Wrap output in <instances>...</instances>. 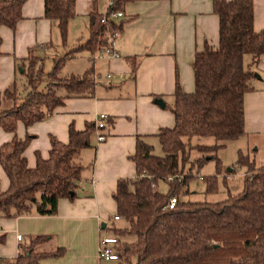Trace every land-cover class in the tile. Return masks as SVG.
<instances>
[{
  "label": "trees",
  "instance_id": "16d2710c",
  "mask_svg": "<svg viewBox=\"0 0 264 264\" xmlns=\"http://www.w3.org/2000/svg\"><path fill=\"white\" fill-rule=\"evenodd\" d=\"M135 1L111 0L104 14L94 3L85 41L69 49L63 58H54L48 72L42 58L29 61L28 56V65L20 64L27 76V92L19 95L15 87L0 91V127L14 134L0 147V164L10 180L6 191L0 189V219L28 215L34 207L40 216H55L60 200L76 199L84 170L80 153L92 145L97 125L88 122L83 130H78L70 124L68 142L51 135L49 158L44 159L37 152L36 167L30 168L24 152L32 135L19 137L18 124L29 126L44 120L66 97L93 95L94 68L83 75L67 77L69 80L60 86L66 95L48 82L60 75L67 59L78 52L96 54L109 47L126 22L112 20L110 15L124 13L126 5ZM24 3L25 0H0V27L16 30L23 20ZM213 11L220 20L219 45L213 47L206 41L204 48L196 52L192 62L193 91H185L177 80L171 106L175 124L161 128L157 134L163 153L156 154L154 144L146 136H139L131 157L137 175L119 180L113 193L116 216L128 225L117 229L119 236L134 238L124 244L119 241L117 252L122 264H132V257L137 258V264H264V167L256 166L248 154L239 152L238 165L246 168L239 193H230L227 200L219 203L183 200L192 194L189 184L200 177L198 170L209 161H216L217 174L202 180L207 193L217 192L222 170L218 151L246 133L244 99L246 93L254 90L253 65L264 55V30L254 28V0H213ZM75 17L76 0H45V18L59 28L63 45L68 42L69 24ZM2 42L0 35V55ZM43 47L54 46L50 43ZM36 50L30 49V54ZM248 54L252 62L246 65ZM128 60L134 77L139 63L135 57ZM4 100L13 101V105L2 108ZM194 137H213L215 143L193 144ZM194 150L202 157L193 159ZM161 183L168 186L167 191H161ZM172 198L178 202L170 209ZM50 240L49 236H38L21 245L16 258L0 259V264H41L63 257V247L41 250Z\"/></svg>",
  "mask_w": 264,
  "mask_h": 264
},
{
  "label": "crops",
  "instance_id": "0c3cea01",
  "mask_svg": "<svg viewBox=\"0 0 264 264\" xmlns=\"http://www.w3.org/2000/svg\"><path fill=\"white\" fill-rule=\"evenodd\" d=\"M94 3L104 14L111 0H76V17L70 21L68 40L78 28H85L89 33V13ZM254 3V28L261 31L264 30V0H254ZM22 14L23 20L16 30L0 27L1 92L12 85L17 68L23 63L20 60L29 56L30 49L50 43L63 51L74 47L69 43L63 45L59 28L45 18V0H25ZM120 20L126 21L123 30L110 43L118 56L78 52L67 59L60 72L69 77L83 75L94 68L93 95L66 97L44 120L29 126L19 122L18 136L32 135L24 154L28 166L35 168L37 152L42 158H49L51 135L68 142L70 124L83 130L88 122L96 124L101 113L107 115L105 128H98L93 133L92 145L80 153L79 162L84 170L76 199L60 200L55 216H40L34 207L28 215L0 219V259L13 260L21 245L29 244L38 236H49L51 240L41 250L49 246L64 247L66 253L41 264H101L98 252L106 235L105 222L117 212L113 193L119 180L137 175L131 157L138 137L146 136L152 142L158 138L161 128L174 126L171 106L175 102L177 80L185 91H193L192 62L196 52L204 48L206 41L213 47L219 45L220 20L213 11V0H137L126 5ZM130 57L137 58L139 63L134 77ZM251 62L252 57L245 58L246 65ZM67 66L70 69L66 70ZM253 69L254 90L245 95L246 133L241 138L251 143L254 151H260L264 138V55ZM61 94L66 95L65 90ZM157 97L164 101V107ZM100 133L107 136L104 141L98 140ZM13 136L0 127V147ZM9 186L10 180L0 164V189L6 191Z\"/></svg>",
  "mask_w": 264,
  "mask_h": 264
},
{
  "label": "rangeland",
  "instance_id": "374dc122",
  "mask_svg": "<svg viewBox=\"0 0 264 264\" xmlns=\"http://www.w3.org/2000/svg\"><path fill=\"white\" fill-rule=\"evenodd\" d=\"M88 30L85 28H78V30L72 34L70 40H68L67 43H69L71 48L75 46L77 43L84 41L88 38ZM54 42V41H53ZM55 43V42H54ZM60 47L62 45L60 44ZM59 48V47H58ZM57 47H52L49 49L43 48L41 46L38 47L35 54L34 52L29 55V61L35 60L41 58L43 59L45 71L48 72L51 70L53 66V57L57 59H61L65 56V54L68 52V50H59ZM68 48V47H67ZM40 56V58H38ZM252 57L251 55H246L245 58L250 59ZM38 60V64L40 65L41 61ZM25 65H28V60L22 59L21 60ZM74 63V62H73ZM70 69V66L66 67V70ZM69 79L67 76L58 75L56 77H53L49 80L48 83H51L54 88L57 90L58 93L61 94L62 92V85H65V83ZM16 85V87L14 86ZM45 83L41 85V89H44ZM16 88V91L19 93V95H23L28 90L27 85V76L24 72V69L21 66H18L17 68V77L13 80L12 85L8 88ZM14 88V89H15ZM6 102V103H4ZM2 104V108H8L13 105V101L11 100H4ZM19 103L20 100H17ZM193 144H214L215 139L213 137H194L192 140ZM152 143L155 147V153L156 154H162V148L159 142V139H153ZM262 146L260 147V151H254V146L251 145V143L247 144L245 139H238L234 141H229L226 143L225 147L221 148L218 151V157L221 161V174L218 175V190L215 193H207V185L202 180V177L206 176H212L217 174V163L216 161H209L201 170H198L199 178L192 180V182L189 184L190 191L192 194L187 195L183 197L184 201H191V202H207V203H219L223 202L228 199L229 194H235L239 193L243 188L244 183V176L246 173V168L241 167L238 165V159H239V152L241 151L244 154H248L250 157V161H255L256 166L258 167H264V138L261 139ZM199 157H202V153H200L197 150L193 151L192 158L197 159ZM219 167V166H218ZM228 170H231L230 172ZM224 178H227L226 180ZM168 186L165 183H161L160 189L161 191L165 192L167 191ZM108 226L104 230V233L106 236H114L119 241L120 244H124L125 242H131L134 240L133 237H123L119 236L120 233L117 229H123L127 228V223L125 221H115L112 217L110 221L105 222ZM116 229V230H115ZM102 238V239H103ZM64 248V247H63ZM55 246H49L44 251H54ZM66 250V248H65ZM132 264H137V258L132 257L131 258ZM101 264H122L120 261H102ZM126 264V263H125Z\"/></svg>",
  "mask_w": 264,
  "mask_h": 264
},
{
  "label": "built area",
  "instance_id": "2783aa9c",
  "mask_svg": "<svg viewBox=\"0 0 264 264\" xmlns=\"http://www.w3.org/2000/svg\"><path fill=\"white\" fill-rule=\"evenodd\" d=\"M123 17H124L123 12H115V13H112L110 15V18L112 20H118V19L123 18ZM106 19H107V16L105 17L104 20H106ZM101 52L108 55V56H118V53H116L111 46L105 48ZM106 121H107V115L105 113H101L100 115H98L97 123H96L97 128H99V129L105 128ZM106 138H107V136L103 133H100L98 135L99 141H104ZM177 202H178L177 198H172L170 203H169V208L173 209L176 206ZM114 219H115V221H118L121 218L119 216H115ZM118 245H119V240L116 237H114V236L104 237L101 240L100 247H99V252H98L99 260L100 261H107V262L119 261V254L117 252Z\"/></svg>",
  "mask_w": 264,
  "mask_h": 264
},
{
  "label": "water",
  "instance_id": "95a60500",
  "mask_svg": "<svg viewBox=\"0 0 264 264\" xmlns=\"http://www.w3.org/2000/svg\"><path fill=\"white\" fill-rule=\"evenodd\" d=\"M159 102V104L162 106V107H164L165 106V103H164V101H162V100H159L158 101ZM229 172L231 171V170H228ZM103 228H105L106 227V225L105 224H103V226H102Z\"/></svg>",
  "mask_w": 264,
  "mask_h": 264
}]
</instances>
